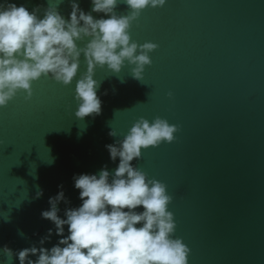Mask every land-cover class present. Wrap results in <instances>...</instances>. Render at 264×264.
<instances>
[{"label": "water", "instance_id": "1", "mask_svg": "<svg viewBox=\"0 0 264 264\" xmlns=\"http://www.w3.org/2000/svg\"><path fill=\"white\" fill-rule=\"evenodd\" d=\"M12 2L29 11L39 6L42 16L49 0ZM78 2L91 10V0ZM58 10L67 19L69 0ZM115 11L129 9L121 2ZM129 33L158 47L141 81L127 62L119 73L95 69L99 115L75 116L83 55L69 85L42 75L31 99L21 90L0 107V264H19L5 256V245L14 252L39 247L49 228L44 247L56 244L53 223L41 217L49 197L62 186L64 218L66 208L82 203L74 176L113 171L119 158L112 161L105 145L140 117L157 116L178 126L176 139L143 148L132 163L166 184L173 236L190 248L188 264H264V0H166L142 10Z\"/></svg>", "mask_w": 264, "mask_h": 264}, {"label": "clouds", "instance_id": "2", "mask_svg": "<svg viewBox=\"0 0 264 264\" xmlns=\"http://www.w3.org/2000/svg\"><path fill=\"white\" fill-rule=\"evenodd\" d=\"M61 2L49 0L41 16L39 6L29 11L24 4L0 0V107L21 90L26 100L31 99L32 82L42 75L69 85L77 76L81 55L87 68L76 80L77 118L101 113L99 81L94 78L98 66L119 73L127 62L131 76L142 80L145 66L152 62L149 53L158 45L138 44L129 29L142 10L162 7L166 0H91L88 12L78 0H69L67 19L58 10ZM121 2L129 9L126 15L115 11ZM93 12L104 16L94 18ZM80 41H85L83 46ZM177 131L167 119L157 116L150 122L140 117L122 139L105 145L112 161L119 158L113 171L104 167L99 173L74 176L82 201L78 207L66 208L61 218L58 204L66 201L62 186L49 197L50 208L41 217L53 223L57 243L44 247L53 234L49 228L39 247L14 252L5 245V256H15L19 264H188L190 248L173 236L176 221L168 209L173 197L166 184L132 163L143 148L175 140ZM108 135L117 137V132L111 128ZM41 195L42 189L36 198Z\"/></svg>", "mask_w": 264, "mask_h": 264}]
</instances>
